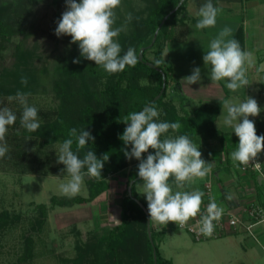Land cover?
<instances>
[{"label": "trees", "instance_id": "1", "mask_svg": "<svg viewBox=\"0 0 264 264\" xmlns=\"http://www.w3.org/2000/svg\"><path fill=\"white\" fill-rule=\"evenodd\" d=\"M37 1L39 0H0V56L13 37L23 35L27 13ZM60 1L52 0L54 4ZM121 1L123 6L120 5L115 11L119 16L117 24L124 25L128 13L132 14L133 19L115 39L121 46V54L129 48L134 50L137 57L134 66H126L121 72L108 74L102 67L95 65V62L80 57L78 44H71L70 36H62L60 39L64 44L63 52L58 55L50 71L45 66L38 70L33 63V51L20 41L13 53L16 62L14 80L5 82L0 79V107L10 108L17 116L15 124L8 127L5 137L9 150L0 158V167L3 170L23 174L61 173L63 164H60L58 169H47L45 164L40 163L39 157L46 154V148L68 139L71 128H76L78 132L85 129L94 137V141H89L78 151L80 158L89 150H92L97 158L104 154L109 155V160L104 163L101 178L85 176L86 197L52 196L48 205H35V215L28 220V234L22 236L21 255L16 264L33 262L35 240L31 234L43 230L50 209L91 203L107 191L109 178L123 171H126V191L119 203L118 223L102 234L91 233L86 242H81L78 237L73 258L61 259V262L172 264L161 255L156 243V236L160 237L162 230L157 232L151 222L150 241L146 225L147 215L136 202L138 200L147 209V204L137 197L135 190V184L141 181L136 180L139 177V161L135 158L127 159L122 150L125 145L119 137L127 126L124 117L131 112L141 111L146 105H152L160 113L159 121L181 124L178 132L169 130L164 136L187 135L195 145L217 139L219 136L224 137L214 126L222 106L221 102L201 103L191 113H187L177 103L178 96L171 92L176 75L172 62L163 57V50L166 43L175 41V28L179 25L183 27L187 21V16L184 15L186 0H183L180 6L178 4L181 0H141L143 5L136 8L129 0ZM154 35L155 41L149 48ZM141 48H144V51L140 61L138 54ZM148 52L152 53V60L147 57ZM75 58H80L79 64L72 62ZM155 61L160 63L156 65ZM148 63L153 67H149ZM22 75L28 78L26 86L20 83ZM40 89L43 94L53 96L54 107L37 108L40 128L36 132H29L20 125L21 105L15 100L10 101L9 97H14L17 91H21L30 98L42 93ZM159 94V98L153 101ZM130 149L129 145L128 150ZM72 150L77 151L75 141ZM154 151L149 149V153L154 154ZM149 153H144L143 158L146 159ZM133 180L135 182L131 187V195H128L127 186ZM169 184L175 187L174 178L169 179ZM203 192L205 193L204 186ZM203 201L210 202V198L204 196ZM20 221V214L8 210L0 211V238ZM75 235L78 236L79 232H75ZM153 252L156 255L155 262Z\"/></svg>", "mask_w": 264, "mask_h": 264}, {"label": "clouds", "instance_id": "2", "mask_svg": "<svg viewBox=\"0 0 264 264\" xmlns=\"http://www.w3.org/2000/svg\"><path fill=\"white\" fill-rule=\"evenodd\" d=\"M65 3L66 10L56 22L54 34L57 37L70 36V43L78 44L80 57L95 62V65L102 67L108 74L121 72L126 66L137 63L134 50L129 48L121 54V46L115 39L133 19L132 14L128 13L124 25L113 27L116 21L115 9L121 5V0H65ZM219 12L220 9L213 5L212 0H206L197 10L198 21L195 28L215 27ZM232 35L233 29L225 26L211 39L202 59L212 82L223 80L231 92H236L249 85L247 65L251 63V54L242 50L235 38H229ZM72 62L79 64L80 58H75ZM159 63L155 61L156 65ZM200 80L201 68L195 67L192 74L182 81L192 85ZM20 83L26 86L28 78L22 75ZM27 97L28 94L17 91L9 100L17 101L22 107L21 127L29 132H36L40 128L38 109L28 104ZM261 111L258 102L252 97L243 101L225 99L223 102L221 123L226 128H231L239 138L237 148L231 153L234 166L242 165L246 168L250 161L264 152V135H257L255 123L249 119L259 116ZM159 115V111L152 105L129 113L124 117L127 127L119 138L125 145L122 149L125 157L139 161L137 175L143 182L141 194L147 201L149 223L166 226L169 222H174L184 226L201 213L205 193L199 189H179L197 178H205L212 171L213 164L202 158L201 151L187 135L164 136L169 130L178 132L181 124L159 121ZM16 120L17 116L10 108L0 107V158L9 150L5 137L8 127L15 124ZM68 135L69 138L59 144L56 163L64 165L61 172L68 177L66 182L60 183V192L72 198L80 193L85 176L102 177L101 172L109 155L97 158L89 150L80 158L78 151L89 141H94V137L89 131L81 129L78 132L76 128H71ZM74 141L77 145L76 152L72 150ZM149 149L155 150L154 154L149 153ZM144 153H149L146 159L143 158ZM255 167L259 169L260 164L256 163ZM170 178H174L178 190L173 191L169 184ZM222 213L223 209L210 198V203L199 220L200 232L211 236L215 227L213 222L218 221Z\"/></svg>", "mask_w": 264, "mask_h": 264}, {"label": "rangeland", "instance_id": "3", "mask_svg": "<svg viewBox=\"0 0 264 264\" xmlns=\"http://www.w3.org/2000/svg\"><path fill=\"white\" fill-rule=\"evenodd\" d=\"M129 2L135 8L143 5L141 0H129ZM65 10V0H61L58 4H54L52 0H39L31 6L23 24V35L19 34L13 37L6 44L5 50L0 56V79L5 82L14 80L13 73L16 70V62L13 53L15 46L20 41L33 51V63L38 70L44 66L48 71L51 70L56 58L63 52L64 48L62 40L54 32L57 27L56 22L61 18ZM259 10L262 11V8ZM115 13L116 20H118L119 16L117 12ZM259 16L261 18L258 20L257 17L256 22L249 15V21H251L249 23L251 26H255L257 34L260 36L264 34L261 30L262 25H264V14L261 13ZM222 22L219 23L217 20L215 31H208L203 35L202 40L192 42V39H188L186 54L180 55L181 61L179 60V62L182 63V66H188L187 63H191L194 68L200 67L201 74H203L205 66L202 57L205 54V50H208L211 39L223 29L221 26ZM187 25H189V22H186L184 27H187ZM121 26V24H117V21L113 25V27ZM228 26L230 27V25ZM191 32L192 36L188 38L194 37V35H202L201 30L195 27H192ZM259 41L264 42V37L263 39L259 38ZM184 42L183 46H185ZM175 53L176 51H171L169 60L175 63L176 68H181L180 64L177 63L178 60L175 57ZM147 57L152 60V53L148 52ZM176 71L180 70L176 69ZM221 82L229 93L238 94V96L247 95L248 93V87L231 92L226 87L225 81L222 80ZM41 92L27 98L28 104L43 109L54 107L53 96L51 94H43L42 90ZM235 98L236 101H240L237 96ZM221 114L222 111L220 116ZM216 126L221 130L225 128L221 123V117H219ZM58 148L59 144L46 148V154H42L39 157L40 163L45 164L46 168L58 169L60 165L56 163ZM67 178V175L62 172L55 174L50 172L46 175L41 173L23 174L11 170H3L0 167V211L8 210L21 215V221L7 230L0 238V264L17 263V258L21 255L22 236L28 234V220L35 215V205H48L50 197L64 196L60 192L59 185L62 182H66ZM202 180L195 179L193 181L198 183ZM142 183V181H139L135 184L136 195L144 204H147L145 196L141 194ZM119 190L123 192V196L126 186H122ZM117 192L118 194L116 195L115 189L111 188L106 196L96 199L97 201H95L92 209L89 207L84 208L83 205L50 209L48 211V220L43 230L40 233L31 234L35 240V256L31 264H63L61 259L73 258L75 254L74 245L78 237L81 242H86L90 239L91 233L102 234L118 223L120 194L118 190ZM76 196H87L85 182L80 193ZM77 231L79 232L78 236L75 235ZM161 232L160 237L156 236V243L159 246L161 255L165 259L170 260L172 264H264V239L256 232V229H254L253 235L248 232L243 234L248 238L245 241L242 239L244 236L241 234L195 241L188 232L178 229L177 224L174 222H169L166 226L163 225ZM245 243L248 248L252 247V249H248L249 254L244 253V249H246L243 248L246 246Z\"/></svg>", "mask_w": 264, "mask_h": 264}, {"label": "crops", "instance_id": "4", "mask_svg": "<svg viewBox=\"0 0 264 264\" xmlns=\"http://www.w3.org/2000/svg\"><path fill=\"white\" fill-rule=\"evenodd\" d=\"M205 2L206 0H186L184 15L187 16V21H185V23L189 22V25H187V27L185 26L186 29L184 26L181 27L180 25L175 28L174 35L176 39L174 42L165 44L163 57L169 60L171 51H176L175 57H177V63L180 64L181 68H176L175 63L171 61L176 75L171 92L173 91V93L178 96L177 103L180 104L183 110L187 113H191L192 110L201 103H222L214 126L224 137L221 138V136H219L217 139L200 142L196 145L202 153V158L206 162H212V171L203 178L201 182L195 183L194 180L192 183H186L185 187L179 190L192 191L199 189L203 191L204 184L210 180L212 184V200L221 207L223 211H229L235 215L244 216L243 210L245 208L255 202L260 203L262 201L260 184L258 178L251 173H241L238 166H234L231 160V153L237 148L239 138L232 132L231 128L225 127L221 130L218 129L216 125L225 99L235 100V96H237L238 100L243 101L247 99V97H252L258 102L262 111L259 116L249 117V119L254 121L256 132L259 133V135H264V42L259 41V38L263 39L264 34L259 36L255 26H251L249 23L251 22L249 21V15L257 22V17L259 20L261 18L259 15H261V13L264 14V0H212L213 5L220 9L217 16L218 22L220 23L223 21L221 23L223 28L230 25V28L233 29V35L229 38H235L239 42L241 49L251 54V63L247 65V76L249 81V85L247 86L248 93L243 96L229 93L221 81L212 82L207 75L208 69L206 67L204 70L205 73L203 72V74H201V80L198 83L188 85L186 82L182 81L184 77L192 74V69L194 68V65L191 63H187L188 66H182V63L179 62V60L181 61L180 55L186 54L188 39H192V42L202 40L204 34L216 29V25L215 27L200 29L202 35H194V37L188 38L192 36L191 29L195 27L198 21V16L196 15L197 10L199 6ZM261 8L262 11L259 10ZM261 30L264 32V25H262ZM183 42L185 46H183ZM167 55H169V57H167ZM176 69L180 71H176ZM258 155L264 170V152ZM108 184L109 187L107 191L99 195L96 199L106 196L108 191L113 188L115 189L116 195L118 194L117 190L119 191L121 200L123 192H120L119 189L124 185L126 186V171L114 175L108 181ZM176 190L178 189L173 187V191ZM229 196L231 199H228ZM96 199L87 205H83V207L92 209L95 201H97ZM244 220H247L245 216ZM152 225L157 232L162 230L163 225L157 223L154 225V222ZM254 229H256V232L264 239V225L253 227V233ZM231 234H241L244 236L243 234H247V232L242 227L239 231ZM242 239H244V241L248 240L245 236ZM246 246L243 247L246 248L244 249V253L249 254L248 249L250 250L252 247L248 248V246Z\"/></svg>", "mask_w": 264, "mask_h": 264}, {"label": "built area", "instance_id": "5", "mask_svg": "<svg viewBox=\"0 0 264 264\" xmlns=\"http://www.w3.org/2000/svg\"><path fill=\"white\" fill-rule=\"evenodd\" d=\"M259 163L260 167L257 169L255 164ZM241 173H251L258 178L260 189L262 192V201L260 203H253L243 210L244 216L247 220H244L243 215H235L229 211H223L221 218L218 221H214V231L211 236H205L200 232L199 220L201 215L205 213L208 201H203L201 205V213L197 217L190 219L184 226L177 225V228L188 232L195 241L203 239H216L227 236L231 233L237 232L240 228H244L246 232L253 235V227L257 225H264V180H262V174L264 170L259 160V155L254 160L250 161V164L245 168L244 166H238ZM205 198H212V184L211 181H207L204 184Z\"/></svg>", "mask_w": 264, "mask_h": 264}, {"label": "water", "instance_id": "6", "mask_svg": "<svg viewBox=\"0 0 264 264\" xmlns=\"http://www.w3.org/2000/svg\"><path fill=\"white\" fill-rule=\"evenodd\" d=\"M182 2H183V0L180 1V3L178 4V6H180ZM178 6H177V7H178ZM155 38H156V36L154 35V37L152 38V41H151L150 45L148 46L149 48H150V47L152 46V44L154 43ZM143 51H144V48H141L140 51H139V54H138V59H139L140 61L142 60V53H143ZM148 66H149V67H153V65H152L151 63H148ZM160 93H161V92H160ZM159 96H160V94L157 95V96L154 98L153 101H156V100L159 98ZM146 106H148V105H146ZM146 106H145V107H146ZM126 127H127V126H126ZM126 127H125V128H126ZM138 179H140V178L138 177L136 180H138ZM134 182H135V180L130 181V182L128 183V186H127V192H128V195H131V187H132V185H133ZM136 202H137L138 205L142 208L143 212L147 215V219H146L147 233H148V238H149L150 241H151V237H150V223H149V214H148V211H147V209L143 206V204H141L138 200H136ZM153 259H154V262H155V261H156V255H155V252H153Z\"/></svg>", "mask_w": 264, "mask_h": 264}]
</instances>
